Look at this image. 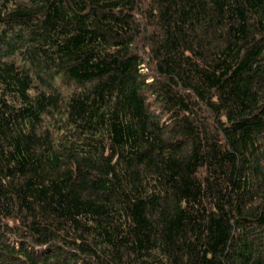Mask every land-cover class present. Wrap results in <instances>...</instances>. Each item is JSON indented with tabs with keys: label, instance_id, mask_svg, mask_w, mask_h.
<instances>
[{
	"label": "trees",
	"instance_id": "obj_1",
	"mask_svg": "<svg viewBox=\"0 0 264 264\" xmlns=\"http://www.w3.org/2000/svg\"><path fill=\"white\" fill-rule=\"evenodd\" d=\"M0 264H264V0H0Z\"/></svg>",
	"mask_w": 264,
	"mask_h": 264
}]
</instances>
